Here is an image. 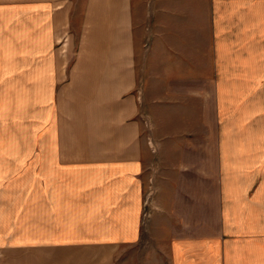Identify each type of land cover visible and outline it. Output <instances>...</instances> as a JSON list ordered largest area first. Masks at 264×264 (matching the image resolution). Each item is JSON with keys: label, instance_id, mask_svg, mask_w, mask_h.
<instances>
[{"label": "crops", "instance_id": "1", "mask_svg": "<svg viewBox=\"0 0 264 264\" xmlns=\"http://www.w3.org/2000/svg\"><path fill=\"white\" fill-rule=\"evenodd\" d=\"M76 2L0 0V87L31 88L23 91L38 93L45 110L38 133L0 136V264H129L117 255L148 225L136 52L146 0ZM149 6L152 30L167 40L169 78L199 82L203 99V54L213 78L211 222L203 220L200 102L183 145L198 159L188 168L199 198H189L167 260L155 264H264V0ZM177 29L183 48L172 40ZM74 33L81 52L71 48Z\"/></svg>", "mask_w": 264, "mask_h": 264}, {"label": "rangeland", "instance_id": "2", "mask_svg": "<svg viewBox=\"0 0 264 264\" xmlns=\"http://www.w3.org/2000/svg\"><path fill=\"white\" fill-rule=\"evenodd\" d=\"M76 1L78 9H82L85 0ZM150 2L146 0L145 13L140 14L145 28L136 35L138 70L143 78L139 91V112L142 117V137L147 148L143 170V218L148 225L138 244L124 248L117 255L119 261L126 260L129 264L166 261L165 245L171 232L183 228L182 215L190 213L187 211L190 208L189 198H199L198 181L194 179L196 174L188 168L196 164L198 159L188 157L183 145L184 135L194 130L199 123L200 102H203V220L208 224L214 209L213 78L209 54H203L202 99L197 93L199 82H183L173 74V78H169L166 69L168 57L164 53L167 40L161 36L162 31H153L151 28ZM73 16L76 30L77 26L82 27L85 15L79 13ZM206 26L203 19V49L208 50ZM158 33L160 36H157ZM74 34L75 44L71 48L75 53L81 52L79 39ZM176 34L172 40L183 48L180 41L185 38V32L177 29ZM156 37H160V40L157 42L156 39L155 50ZM178 65L183 63L178 60L172 62V66ZM168 81H171L170 85ZM18 85L0 87V90H10L0 92V136L38 133L41 128L45 110L40 107V95L26 93L23 89L31 88ZM187 90L192 93H187Z\"/></svg>", "mask_w": 264, "mask_h": 264}]
</instances>
